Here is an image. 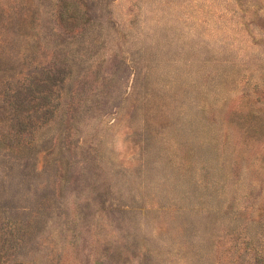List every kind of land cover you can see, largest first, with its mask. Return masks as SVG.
<instances>
[{
	"label": "rangeland",
	"instance_id": "obj_1",
	"mask_svg": "<svg viewBox=\"0 0 264 264\" xmlns=\"http://www.w3.org/2000/svg\"><path fill=\"white\" fill-rule=\"evenodd\" d=\"M0 264H264V0H0Z\"/></svg>",
	"mask_w": 264,
	"mask_h": 264
}]
</instances>
